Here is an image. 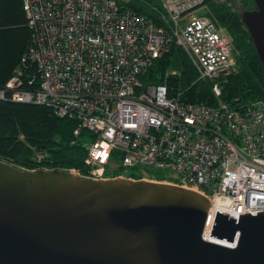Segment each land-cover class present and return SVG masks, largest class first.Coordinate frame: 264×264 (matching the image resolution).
I'll return each instance as SVG.
<instances>
[{"label": "built area", "instance_id": "built-area-1", "mask_svg": "<svg viewBox=\"0 0 264 264\" xmlns=\"http://www.w3.org/2000/svg\"><path fill=\"white\" fill-rule=\"evenodd\" d=\"M131 0H23L31 48L0 99L45 105L92 135L86 163L95 179L164 182L212 199L203 238L212 240L218 209L264 212V99L232 105L223 82L236 71L234 43L206 13L209 0H159L158 24ZM206 11L199 14V8ZM176 44L198 78L213 81L215 105L183 102L142 76ZM44 154H37L41 162ZM161 170L172 176L160 178ZM132 178V177H130ZM229 247L237 244L229 242ZM228 246V245H226Z\"/></svg>", "mask_w": 264, "mask_h": 264}, {"label": "water", "instance_id": "water-1", "mask_svg": "<svg viewBox=\"0 0 264 264\" xmlns=\"http://www.w3.org/2000/svg\"><path fill=\"white\" fill-rule=\"evenodd\" d=\"M236 2L264 70V0ZM211 202L169 183L0 159V264H264V212L218 209L208 241Z\"/></svg>", "mask_w": 264, "mask_h": 264}, {"label": "trees", "instance_id": "trees-1", "mask_svg": "<svg viewBox=\"0 0 264 264\" xmlns=\"http://www.w3.org/2000/svg\"><path fill=\"white\" fill-rule=\"evenodd\" d=\"M236 3V0H209L206 13L234 43L237 68L224 80L221 96L222 100L232 105L264 99L262 63ZM242 4L246 8L248 5L255 6L254 0H244ZM128 6L161 23L159 0H131ZM31 35L23 0H0V88L4 87L28 54ZM142 81L146 84H165L169 95L180 94L183 102L215 105L219 101L213 91V81L199 79L191 59L176 44L153 62L142 76ZM76 127V120L59 118L45 105L0 99V159L29 171L65 169L90 176L92 168L86 159L87 143L92 135L83 131L76 136ZM39 152L44 154L41 162L36 161ZM109 169L110 166L106 174L111 173ZM121 171L119 168L115 175ZM131 174L136 175V179L142 177L137 169Z\"/></svg>", "mask_w": 264, "mask_h": 264}, {"label": "rangeland", "instance_id": "rangeland-1", "mask_svg": "<svg viewBox=\"0 0 264 264\" xmlns=\"http://www.w3.org/2000/svg\"><path fill=\"white\" fill-rule=\"evenodd\" d=\"M220 1H225V0H220ZM250 7V5H248V8ZM207 8L209 9V7H208V5H207ZM206 11V8L205 7H201V8H199V11H198V13L199 14H202V13H204ZM119 169V167H117V166H115L114 168H111L110 167V169H109V172H111L110 174H106L107 175V177H110V178H112V176H110V175H115L116 173H115V171L116 170H118ZM26 170V169H25ZM154 172H157V176L158 177H160V178H166V177H169V176H172L173 175V172L172 171H170V170H161V171H157V170H153ZM122 172V171H121ZM120 173V172H119ZM140 173V172H139ZM125 174V176L126 177H128V178H130V177H132L131 179H136L137 178V176L136 175H132L131 174V172H129V173H124ZM141 176H142V174H141Z\"/></svg>", "mask_w": 264, "mask_h": 264}, {"label": "bare ground", "instance_id": "bare-ground-1", "mask_svg": "<svg viewBox=\"0 0 264 264\" xmlns=\"http://www.w3.org/2000/svg\"><path fill=\"white\" fill-rule=\"evenodd\" d=\"M113 178V177H112ZM107 179H110V178H107ZM106 179V180H107ZM214 240V239H213ZM220 243H223V244H226V245H228V246H230V245H232V244H229V243H226L225 241H219Z\"/></svg>", "mask_w": 264, "mask_h": 264}, {"label": "flooded vegetation", "instance_id": "flooded-vegetation-1", "mask_svg": "<svg viewBox=\"0 0 264 264\" xmlns=\"http://www.w3.org/2000/svg\"><path fill=\"white\" fill-rule=\"evenodd\" d=\"M237 1V0H236ZM242 1H244V0H242ZM249 10H253V9H256V5L255 6H253V7H250V8H248Z\"/></svg>", "mask_w": 264, "mask_h": 264}]
</instances>
